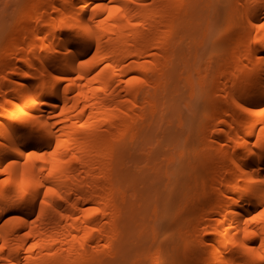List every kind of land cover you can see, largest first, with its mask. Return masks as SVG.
Listing matches in <instances>:
<instances>
[{
  "label": "bare ground",
  "instance_id": "6f19581e",
  "mask_svg": "<svg viewBox=\"0 0 264 264\" xmlns=\"http://www.w3.org/2000/svg\"><path fill=\"white\" fill-rule=\"evenodd\" d=\"M240 3L246 26L230 53L209 55L208 67L218 68L202 90L209 93L204 123L190 129L197 146L187 161L202 162L195 175H212L207 203L185 233L201 264H264V116L256 114L264 109V28L257 27L264 0ZM203 7L188 10L185 0L29 1L0 49V264H103L104 251L122 245L116 241L135 205L121 181L127 146L137 151L141 138L148 142L150 126L169 117L165 110L175 96L187 97L184 90L192 104L201 100L207 72L192 56L211 40L216 14ZM229 10L227 22L233 5ZM203 23L208 28L193 46V30L201 33ZM182 119L183 130L175 131L184 146ZM178 144L164 148L172 167L162 170L165 177L179 167L171 165L181 156Z\"/></svg>",
  "mask_w": 264,
  "mask_h": 264
},
{
  "label": "rangeland",
  "instance_id": "374dc122",
  "mask_svg": "<svg viewBox=\"0 0 264 264\" xmlns=\"http://www.w3.org/2000/svg\"><path fill=\"white\" fill-rule=\"evenodd\" d=\"M29 1L30 0H0V49L4 41L13 31L16 21L25 18V14L29 7ZM231 1L232 0H185V5L188 10H192L194 12L198 10L201 11L202 8L204 9L203 6H205V11L208 12L210 10H208V8H211L212 6L214 12H216V14H213L214 12L212 10L211 13L216 19H214V17H210L211 20L213 19L212 21H214H211L213 24L211 25V29L208 31L211 40L206 42L202 53L199 52V55L196 54L192 56L195 60L198 59L196 56H200V65L204 67L207 72V78L204 80L205 84L203 88H201V92L199 91L201 100L199 103L193 101L192 104V97L184 90L183 87L184 91L180 87L178 91L182 90L183 92H186L187 97H179L180 99H178V97L174 95L176 97V102L173 101V103L175 104L170 106V108L167 107L168 111L166 112V109L164 112L166 117L167 114H169L170 118L173 117L171 121H169V117L165 118L161 125L159 123L160 126L157 125V128L154 127L156 124H152L149 131L151 130L154 132L152 133L150 131V134L149 131H147L149 134L146 133L149 137L152 135L151 139L146 142L148 140L147 138L145 142H142L145 138H141L142 141L140 142L144 145L142 144L143 146L141 147L139 145L140 142L137 143L136 145L139 146L138 149L136 148L137 151L131 150V148L135 149V147H133L135 144H131L132 146L129 147L127 146V148H130L131 151L127 149L128 151L126 150V152V147L124 148V152L126 153L122 152V154L124 153V158H126H122L126 160V162H124L123 159L122 160L123 163L127 164H125L126 166L123 164L122 171H124L122 172L121 181L123 187L126 185L125 189L127 188L128 190L127 195L129 194V199H131V202L135 205L133 206L132 203H130L128 224L126 223L127 227L125 225L126 228L122 229V234L116 241L119 243L122 242V245L108 251H104L107 252V254L105 253L106 255H104L103 253L105 257H100V261L104 259V261L102 260L103 264H150L152 259L156 257L160 259V264H201V260L198 255L199 250L196 248L197 246L195 247V239L192 237L193 240L190 239L191 241L187 242V236H185V233L191 228L193 222L199 216L202 203H204V201L207 203L206 201L208 199L206 200V192L211 191V186H209L210 184H207V182L209 181L208 183H210V177H212V175L210 170L205 171V173L200 176L195 175V169L198 168L199 164H202V162L198 160L196 163L192 164V162L187 161V157L194 154L193 150L197 146V137L191 135L190 129L198 122L204 123V120L201 119L204 111H206L203 106V101L209 96V93L203 92L202 90H207L205 87L208 83V79L209 77H212L214 73L216 74V70L218 68L216 67L218 65L208 67V62L210 60L209 55L214 57L218 54L225 55L230 53L237 39V35L240 34L246 26L244 8L241 6L240 0H237L234 4L231 3ZM232 5L233 17L229 22H227L228 19L225 18L226 16L228 18L230 11L229 8ZM209 12H211V10ZM193 14L194 13H192V15ZM224 20L226 21L224 22ZM203 22L205 21L203 20ZM205 23H203L204 26H202L201 33L199 30L200 34L198 33V30L194 31L192 29L194 28V24L191 25L192 28L190 30H193V35L194 32L197 31V34L194 35L196 37L194 38V36H192L195 40L194 42L191 41L192 44L194 43L193 46L199 44V42L203 39V32L208 28ZM204 27L206 28L204 29ZM194 29H196V27ZM193 38L191 39V36L189 37L191 40H193ZM5 57H8L7 53L5 54ZM181 78L182 76L178 79L181 80ZM180 80L178 81V86H181ZM178 91L175 90L176 93ZM182 94L179 95V93H177L179 96H182ZM173 97L172 99L174 100L175 98ZM174 106L175 108L177 107V112L175 109L174 111L170 110L172 109L171 107L174 108ZM222 106L226 107L224 103ZM174 112L175 115L173 114ZM182 117L187 118L188 120L186 129L184 128L185 131H183V135L186 138V142L183 144L184 146H182V144H178V142L181 143L182 141L179 135H181L180 133L183 129L180 128L178 124L179 119H182ZM176 129H179L178 132L180 133L175 131ZM171 133L176 135L173 134L172 137ZM185 138L183 139L184 141ZM166 143H170L167 148H165V146H167ZM175 144L179 145L175 148H179L180 146L183 148L179 149L181 151L180 158L177 160L176 156V162L171 165L174 166L178 163L179 167L176 168L175 165L173 167L174 169L170 171L171 174L168 177H165L166 174L163 173L162 170H165L168 165H166V158H164L166 155L163 153L172 151L173 149L171 148V145L175 146ZM168 148H171L172 150ZM178 148L176 149L177 151H179ZM163 159L165 160L163 161ZM162 161L164 162L163 167L161 166L163 165L161 164ZM133 162H135V164H133ZM157 163L161 164L159 165V168L162 167L163 169L161 168V170H158V168H156L158 166ZM182 165L185 166L184 171H182ZM186 166L188 168H186ZM167 168L169 171L170 167ZM189 168V174H187V169ZM170 169H172V167ZM183 172L184 174H182ZM166 195H170L167 196L169 198L165 199ZM139 197H141V200H138ZM166 200L168 203L165 202ZM139 202L141 206L139 205ZM145 224L155 227L153 235L148 232L149 230H145L146 233L145 231H140L142 230L140 229L142 225H144V227H148ZM190 246L194 247L193 251L189 253V255L184 256L183 253Z\"/></svg>",
  "mask_w": 264,
  "mask_h": 264
},
{
  "label": "snow or ice",
  "instance_id": "6c2138e0",
  "mask_svg": "<svg viewBox=\"0 0 264 264\" xmlns=\"http://www.w3.org/2000/svg\"><path fill=\"white\" fill-rule=\"evenodd\" d=\"M259 28H264V24L257 25ZM45 98L41 97V100L43 101ZM256 114L264 116V109H260ZM48 191H51V189H48ZM2 251V249H0Z\"/></svg>",
  "mask_w": 264,
  "mask_h": 264
}]
</instances>
